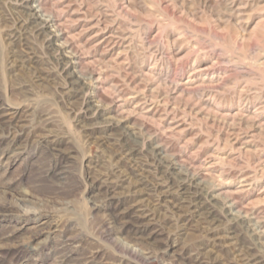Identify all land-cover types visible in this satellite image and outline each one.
Segmentation results:
<instances>
[{
    "label": "rangeland",
    "instance_id": "rangeland-1",
    "mask_svg": "<svg viewBox=\"0 0 264 264\" xmlns=\"http://www.w3.org/2000/svg\"><path fill=\"white\" fill-rule=\"evenodd\" d=\"M17 4L0 0V264H245L253 238L264 243V0H33L52 44L22 30ZM157 145L249 231L224 218L231 234L210 236L152 197L143 166Z\"/></svg>",
    "mask_w": 264,
    "mask_h": 264
},
{
    "label": "bare ground",
    "instance_id": "bare-ground-1",
    "mask_svg": "<svg viewBox=\"0 0 264 264\" xmlns=\"http://www.w3.org/2000/svg\"><path fill=\"white\" fill-rule=\"evenodd\" d=\"M33 0H17L18 4L17 6L26 11V18L24 20H22L20 23H21V26L22 27V30H25L26 32H28V34L30 35H44L47 43H51V42H54L53 40H56L58 37H59V32H58V29L55 27V30L52 32V33H49L48 29H50L51 27L54 26V21L53 20H47L46 18H42V16L39 15V13L37 11H35L34 9H32L30 6L31 2ZM37 6V5H36ZM19 12V11H18ZM20 13V12H19ZM23 13V12H22ZM45 16V15H44ZM24 17V16H23ZM47 17V16H46ZM20 21V20H19ZM19 23V24H20ZM58 26V25H57ZM60 28V27H59ZM21 31V30H20ZM16 35V34H15ZM24 36V35H23ZM61 36V35H60ZM40 37V36H39ZM111 38V37H110ZM44 41V40H43ZM21 43V42H20ZM26 45V43H23ZM52 44V43H51ZM55 44V43H54ZM54 44L52 46H54ZM62 44V42H61ZM68 45V44H67ZM56 46V45H55ZM51 48H54V47H51ZM57 48V47H56ZM66 49H69L68 46H59L57 50H60V52H62L60 54L61 58L59 59L61 61V65L63 67V70L64 71H67V69H69L70 66H73L74 65V58L71 56V52H65ZM26 50V49H25ZM70 51V50H69ZM24 52V51H23ZM14 53V52H13ZM56 53V52H55ZM26 54V52H25ZM73 54V53H72ZM24 56V55H23ZM28 56V55H27ZM76 59V58H75ZM25 60V58H24ZM20 61V60H19ZM23 61V60H22ZM18 62V61H17ZM19 63V62H18ZM25 64V63H24ZM32 64V63H31ZM30 66V65H29ZM61 67V66H60ZM62 70V71H63ZM64 74V72H63ZM66 74V73H65ZM74 74V73H73ZM71 75L70 76V83L73 87V91H75L79 84L82 83L81 82V79L75 75ZM67 75V74H66ZM69 75V74H68ZM63 77V76H62ZM66 77V76H65ZM98 78V77H97ZM94 79V78H93ZM65 80V79H64ZM65 83V82H64ZM69 83V84H70ZM94 83V82H93ZM84 84V82H83ZM89 84V83H88ZM82 85V84H81ZM65 86V85H64ZM71 87V86H69ZM97 88V87H96ZM99 88V87H98ZM88 89V88H87ZM81 89H79L78 92H80ZM64 92V91H63ZM84 93V92H83ZM65 94V93H64ZM86 94V93H85ZM88 94V93H87ZM69 96V95H68ZM78 96V95H77ZM90 97V96H89ZM70 98V97H69ZM79 98V97H78ZM96 98V97H95ZM82 100V99H81ZM102 101V100H101ZM76 102V101H75ZM84 102V100H83ZM90 102V101H89ZM92 102V100H91ZM79 103V101H78ZM77 103V105H78ZM81 103V101H80ZM91 104V103H90ZM98 104V103H97ZM66 105V104H65ZM85 105V104H84ZM83 106V105H82ZM92 105H90L91 107ZM95 106V105H94ZM93 107V106H92ZM70 108V107H69ZM78 108V107H77ZM96 109V107H93ZM92 108V109H93ZM98 108V107H97ZM75 109V108H74ZM90 109L89 108V104L85 107V108H82L80 109V117H82V119H87L89 121H92V117H91V113L93 110L95 109ZM79 110V109H78ZM77 110V111H78ZM1 111V110H0ZM14 113V112H13ZM12 113V114H13ZM94 113V112H93ZM4 114V113H3ZM75 114V113H74ZM96 114V113H94ZM253 114V113H252ZM7 115V114H5ZM100 115V114H99ZM3 116V115H2ZM10 116V115H9ZM97 116V115H95ZM13 117V116H12ZM38 117V116H37ZM46 117V116H45ZM250 117V116H249ZM9 118V117H8ZM99 118V117H98ZM253 118V117H252ZM251 118V119H252ZM77 119V118H76ZM95 119V117H94ZM100 120V119H99ZM112 120V119H111ZM10 121V119H9ZM47 121V120H46ZM86 121V120H85ZM105 121V120H104ZM108 121V119H107ZM7 121H5L6 123ZM18 122V121H16ZM78 122V121H77ZM97 122V121H95ZM94 122V123H95ZM99 122V121H98ZM4 123V124H5ZM85 123V122H84ZM109 123V122H108ZM111 123V122H110ZM120 123V122H119ZM118 123V124H119ZM11 124V123H10ZM25 124V123H24ZM78 124V123H77ZM93 124V123H92ZM106 125L102 128L99 129L100 133L102 134H106L107 131H113L114 129H117V125H111V124H107L105 123ZM113 124V123H112ZM117 124V123H116ZM38 125V124H37ZM89 125V124H88ZM97 125V124H96ZM5 126V125H3ZM14 126V125H13ZM44 126V125H43ZM80 126V125H79ZM84 126V125H83ZM93 126V125H91ZM90 126V127H91ZM95 126V125H94ZM101 126V125H100ZM260 126V125H259ZM262 126V125H261ZM21 127H23L21 125ZM39 127V126H37ZM86 127V126H85ZM89 127V126H88ZM98 127V126H96ZM18 128V127H17ZM82 128V127H80ZM142 128V127H141ZM20 129V127L18 128V130ZM35 129V128H34ZM37 129V128H36ZM135 129V128H134ZM4 130V128H3ZM17 130V129H15ZM25 130V129H23ZM22 130V131H23ZM45 130V129H44ZM47 130V129H46ZM94 130V129H93ZM124 130V129H123ZM127 130V129H126ZM125 130V132H126ZM21 131V130H20ZM122 131V130H121ZM10 132V131H9ZM49 132V131H48ZM94 132V131H93ZM116 132V131H115ZM124 132V131H123ZM143 132V131H142ZM99 133V134H100ZM118 133V132H117ZM132 133V132H130ZM136 133V132H134ZM20 134V133H19ZM82 134V133H81ZM110 134V133H109ZM111 134H113L111 132ZM116 134V133H115ZM122 134V133H121ZM133 134V133H132ZM18 135V133H17ZM39 135V134H38ZM37 135V137H38ZM127 135V134H126ZM7 135H5L6 137ZM11 136H14V135H11ZM117 136H120V135H117ZM43 137V136H42ZM56 137V136H55ZM98 137V136H97ZM100 137V136H99ZM98 137V138H99ZM121 137V136H120ZM94 138V137H92ZM96 138V137H95ZM94 138V139H95ZM97 138V139H98ZM107 138V137H106ZM105 138V139H106ZM111 139V137H109ZM114 138V137H113ZM118 138V137H116ZM48 139V138H47ZM53 139V138H52ZM91 139V138H90ZM131 140V138H128ZM127 139V140H128ZM115 140V139H114ZM113 140V141H114ZM117 140V139H116ZM133 140V139H132ZM14 141V139H13ZM99 141V140H98ZM107 141V140H105ZM160 141V140H159ZM44 142V141H43ZM46 142V141H45ZM50 142V141H49ZM52 142V141H51ZM57 142V141H56ZM96 142V141H94ZM104 142V141H103ZM117 142V141H115ZM133 142V141H132ZM9 143V142H8ZM41 143V142H40ZM97 143V142H96ZM99 143V142H98ZM107 143V142H106ZM114 143V142H113ZM136 143V142H135ZM101 144V142L99 143ZM124 144V142H123ZM128 144V143H127ZM140 144V143H139ZM5 145V144H4ZM105 145V144H103ZM111 145V144H110ZM121 145V144H120ZM162 145V144H161ZM128 146V145H126ZM125 146V147H126ZM160 146V145H159ZM159 146H153L152 148H150L148 150V156H150L151 158V164H145L143 162H141L142 164H145L143 167H146L147 169L149 170H145L147 171L148 173H150V170H153L152 172V176H153V180L151 181L152 183L154 184H150V185H153V190H149V194L153 195L154 197L157 198V200H161V199H165L167 197H170L172 198V202L171 203V208L174 209V212H178V213H182L183 215H190L191 217L193 216L194 218L198 219V221L201 222V224L203 225V230L205 233H207L208 235L210 236H215V237H218L221 233H225V234H231V227H226V228H223V224L224 222L222 221L224 218L227 219L228 223H230V226L231 224H236V226H240L242 228V230H244L245 232H248L249 231V223H248V218L246 216H242V215H237L236 214H233L232 213V209H233V204L230 203H223L222 205H218L217 201H216V198H215V195L212 194V192L208 189L205 188V186H203L204 184H202L201 182H199L198 178L197 177H194V176H191L192 174H188L187 172H181L183 168H179L177 166H179L178 162L175 160V159H166L165 156L163 157L162 156V151L161 149L159 148ZM3 147V146H2ZM54 147V146H53ZM112 147V146H111ZM47 148V146H46ZM56 149V148H55ZM123 149V147H122ZM129 149V148H128ZM136 149V148H135ZM113 150V148H112ZM124 150V149H123ZM127 150V148L125 149ZM120 151V150H119ZM118 151V152H119ZM117 153V152H116ZM122 153L123 157L125 160L127 161H132L133 159V156H137L138 152L137 150H134L132 148H130V150H127L125 152H120ZM143 154V153H142ZM57 155V154H56ZM145 155V153L143 154V156ZM142 156V155H141ZM142 156V157H143ZM168 156V155H167ZM118 158V157H117ZM148 158V157H147ZM113 159V158H112ZM122 159V158H121ZM138 159V158H136ZM141 159V158H140ZM120 160V159H119ZM147 160V159H146ZM124 161V160H122ZM115 163V162H114ZM119 163V162H118ZM128 163V162H126ZM150 163V162H149ZM207 163V162H206ZM129 164V163H128ZM131 164V162H130ZM132 164H133V161H132ZM139 164V163H138ZM123 165V164H122ZM134 165V164H133ZM211 165V164H210ZM138 166V165H137ZM190 166V165H189ZM204 166V165H203ZM136 167V165H135ZM100 168V167H99ZM131 168V167H130ZM134 168V167H133ZM196 168V166H195ZM117 169V168H116ZM137 169V168H135ZM188 169V168H187ZM199 169V168H198ZM206 169V168H205ZM140 170H141V167H140ZM112 171V170H111ZM134 171V170H133ZM196 171V170H195ZM109 172V171H108ZM113 172V171H112ZM116 172V171H114ZM137 172V171H136ZM139 172V171H138ZM192 172V171H191ZM107 173V172H106ZM120 173V172H119ZM122 173V172H121ZM120 173V174H121ZM124 173V172H123ZM144 173V171H143ZM101 174V173H100ZM127 174V173H126ZM139 174V173H138ZM146 174V173H145ZM107 175V174H106ZM109 175V174H108ZM123 175V174H122ZM136 175V173H135ZM105 176V174H104ZM117 176V175H116ZM125 176V174H124ZM147 176V175H146ZM149 176V175H148ZM96 177V176H95ZM119 177V175L117 176ZM139 177H141L139 175ZM150 177V176H149ZM102 178V177H101ZM111 178V177H110ZM115 178V177H114ZM148 178V177H147ZM147 178L145 179V177H141L137 180V183L138 185H148V183H146L147 181ZM106 179V178H105ZM129 179V178H128ZM146 181H145V180ZM113 180V179H111ZM123 180V179H122ZM126 180V179H125ZM121 181V180H120ZM149 181V180H148ZM201 181V180H200ZM98 182V181H97ZM101 182V181H100ZM136 182V181H135ZM94 183V182H93ZM109 184H112L111 186L110 185H107V186H110L109 189L111 188H114L118 183L117 182H112V181H108ZM130 183V182H129ZM134 183V181H133ZM127 184V183H126ZM136 184V183H135ZM103 185V184H102ZM100 185V186H102ZM132 185V184H131ZM99 186V187H100ZM122 186V185H121ZM137 186V185H136ZM129 189V188H127ZM133 189V188H132ZM143 189L145 190V188L143 187ZM142 189V190H143ZM151 189V188H149ZM147 190V189H146ZM111 191V190H110ZM124 191V190H123ZM132 191V190H131ZM148 191V190H147ZM112 192V191H111ZM120 192L117 191L116 193ZM152 192V193H151ZM113 193H114V189H113ZM124 193V192H123ZM131 193H135L134 190L133 192ZM142 193V192H141ZM145 192L143 191V194ZM103 194V193H102ZM119 194V193H118ZM117 194V195H118ZM139 194V192H138ZM101 195V193H100ZM113 195V194H112ZM131 195V194H130ZM137 195V194H136ZM146 195V194H145ZM151 195V196H152ZM105 196V195H104ZM116 196V195H115ZM119 196V195H118ZM117 196V197H118ZM152 196V197H153ZM109 197V196H108ZM137 198V197H136ZM138 198H140L138 196ZM107 199V198H106ZM143 199V198H142ZM153 200V199H152ZM149 201V200H147ZM158 202V201H157ZM106 203V202H105ZM128 203V202H127ZM145 203V202H144ZM165 203V202H164ZM119 204V203H118ZM154 204V203H153ZM157 204V203H156ZM220 204V203H219ZM155 205V204H154ZM166 206V204H164ZM130 206V205H129ZM132 206V205H131ZM130 206V207H131ZM157 205H155L156 207ZM160 206H163V205H160ZM154 207V206H153ZM167 207V206H166ZM170 207V206H169ZM125 208V207H124ZM129 208V207H127ZM162 208V207H161ZM165 208V207H164ZM144 210V209H143ZM162 210V209H161ZM170 210V209H169ZM220 210V211H219ZM243 210V209H242ZM121 211V210H120ZM118 211V212H120ZM128 212V211H127ZM126 212V213H127ZM171 212V211H170ZM219 212H222L219 213ZM136 216L139 218V219H147V217H149V214L146 213L145 211H136ZM152 213V212H151ZM172 213V212H171ZM235 213V212H234ZM180 215V214H178ZM176 215V216H178ZM246 215V214H245ZM134 215H132L133 217ZM116 218V215L114 216ZM125 217V216H124ZM130 217V216H129ZM250 217V216H249ZM132 219V218H131ZM164 219V218H163ZM130 220V219H129ZM135 220V219H134ZM124 221V220H123ZM147 221V220H146ZM154 221V219H153ZM184 221V220H183ZM196 221V220H195ZM38 222V221H37ZM119 222V221H118ZM128 222V220L126 221ZM131 222V221H130ZM199 222V223H200ZM223 222V223H222ZM196 223V222H195ZM143 224V223H142ZM149 224V223H148ZM40 225V224H39ZM130 225V223H129ZM182 225V224H181ZM197 225V224H196ZM144 226V225H143ZM226 226V225H225ZM234 226V225H233ZM121 227V226H120ZM119 227V228H120ZM46 228V227H45ZM124 228V227H123ZM140 228V227H139ZM122 229V228H121ZM129 229V228H128ZM145 229V228H144ZM238 229V228H237ZM130 230V229H129ZM132 230V229H131ZM130 230V231H131ZM141 231V230H140ZM150 231V230H149ZM199 231V230H198ZM129 232V231H128ZM133 232V231H132ZM235 232V230L233 231ZM244 232V233H245ZM251 232V230H250ZM126 233V232H125ZM134 233V232H133ZM239 233V232H238ZM120 234V232H119ZM247 234V233H246ZM256 234V232H255ZM255 234L252 232V236H255ZM236 235V234H235ZM129 236V235H128ZM250 236V235H249ZM226 237V236H225ZM233 237V236H232ZM248 237V235H247ZM263 236H261L262 238ZM123 238V237H122ZM206 238V236H205ZM210 238V237H209ZM224 238V237H223ZM235 238V237H233ZM250 238V237H249ZM211 239V238H210ZM255 239L253 241V244H250L248 247H247V251L244 252V254L241 256L242 259L244 260V262H246L245 264H261V262L259 261V255H256L255 252H252V251H255V247L258 246L260 247V250L261 248L264 249V243L262 244L260 242V237H256V238H253ZM209 240V239H208ZM263 240V239H262ZM60 241V240H59ZM231 241V240H230ZM236 241V239H235ZM238 241V239H237ZM264 241V240H263ZM234 242V240H233ZM65 244V243H64ZM237 244V242H236ZM216 245V244H215ZM230 245V244H229ZM171 246V245H170ZM204 246V244H203ZM166 247V245H165ZM215 247V246H214ZM233 247V246H232ZM236 247V246H235ZM199 248V247H198ZM202 248V247H201ZM238 248V247H237ZM244 248V247H243ZM257 248V247H256ZM259 249V248H257ZM212 250V249H210ZM241 250V248H240ZM201 251V250H200ZM204 251V250H202ZM237 251V250H235ZM251 251V252H249ZM259 251V250H258ZM206 252V251H205ZM208 252V250H207ZM257 253V252H256ZM55 254V253H53ZM203 254V253H202ZM208 254V253H207ZM210 254V253H209ZM212 254V253H211ZM234 254V253H233ZM239 254V253H238ZM1 255V254H0ZM235 255V254H234ZM211 256V255H210ZM197 257V256H196ZM195 257V258H196ZM204 258V257H203ZM215 258V256H214ZM58 260V259H57ZM195 260V259H194ZM200 260V259H199ZM219 260V259H218ZM69 262V261H68ZM260 262V263H259ZM89 263V262H88ZM199 264H225V263H221L220 261H217V259H210V258H207L205 259V261H200L198 262ZM69 264V263H68ZM240 264V263H239ZM264 264V263H263Z\"/></svg>",
    "mask_w": 264,
    "mask_h": 264
}]
</instances>
